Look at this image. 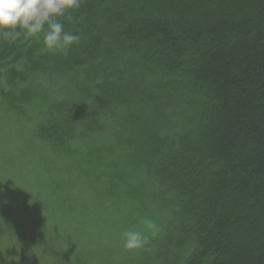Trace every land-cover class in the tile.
Returning <instances> with one entry per match:
<instances>
[{"label":"trees","instance_id":"1","mask_svg":"<svg viewBox=\"0 0 264 264\" xmlns=\"http://www.w3.org/2000/svg\"><path fill=\"white\" fill-rule=\"evenodd\" d=\"M62 22L79 36L67 49L0 38V98L13 121L24 110L25 183L43 200L36 217L29 198L14 206L18 219L48 226L55 247L76 230L93 240L118 217L123 229L135 204L152 215L160 198L171 212L163 258L264 264V0H82ZM67 180L95 200L84 190L66 205Z\"/></svg>","mask_w":264,"mask_h":264},{"label":"rangeland","instance_id":"2","mask_svg":"<svg viewBox=\"0 0 264 264\" xmlns=\"http://www.w3.org/2000/svg\"><path fill=\"white\" fill-rule=\"evenodd\" d=\"M16 78V80H13V87L11 86L10 90H15L16 96L18 97L19 95H23L24 88H27L30 84L24 81V76ZM6 90L7 85L0 86V91ZM37 98L40 99L39 96ZM0 104V112L3 114L1 118L3 120L2 127L0 126V216L4 212H13L14 218L16 219L14 221L12 220L13 223H18L22 226L20 234L17 237L18 239H13V237H10L11 235L8 237L10 226L13 228V223L7 222L10 216L6 217L7 221L2 219L0 222V229L2 226L8 229L4 238L0 235V264H78L77 261H79V264H175L171 263L173 255L167 252L166 257L163 258L162 256L166 252V250H163L165 247L162 245V242L166 235L171 212L167 205L168 202L161 201L160 198L153 200L156 202L154 206L157 210L152 215H149L144 208H140L138 204H135L136 211L131 217V223L129 226H123V229L120 228L124 223L122 221L123 218L118 217L119 219L115 223L116 227L107 228L106 233L99 237H94L93 240L87 239L86 235L83 237L81 230H76L71 237H67L66 242L55 247H50L52 240L49 239H51V236H47L48 234L43 231L48 226L38 228L36 225H30L29 222L24 224L23 217L18 219L21 213L20 210L13 208L14 206L19 205L23 207L25 201L29 198V204L32 207V210L29 212L30 217H36L40 211L41 214H44L42 210L43 200L40 198L41 195L38 196L35 194V186L30 187L25 183V179L30 177L29 173H34V170L28 165L31 161V159L28 160L29 154L24 151V147L26 146L25 129L23 127L22 132L16 130L19 126L16 125L17 122L20 123L22 121L24 123V110L22 109V114H19L15 122L10 116V106L13 104L10 99L0 98ZM8 121L9 123H7ZM70 162L74 164L73 167L78 166V163L74 159H71ZM67 181L71 187L68 194L71 192L72 195L69 196L72 197L67 199L66 205L71 204L74 206L72 203L73 200L76 196L82 199L84 195L82 196L81 193H85L84 190L87 192L86 198L88 202L91 203L95 200V191L87 188V185L81 188L78 185H71L73 180ZM140 193H142L141 190ZM103 197L104 194L101 198ZM106 204H112L113 206V200H107ZM58 213L59 210L56 214ZM124 216L125 214L122 217ZM145 218L152 219L157 224L158 231L155 235H151L147 231L146 225L144 224ZM125 220H128V216L125 217ZM56 222L57 218L53 224ZM15 227L12 233L14 237H16L15 231L17 232ZM130 228L145 231V234L148 236V242L143 249L135 252H127L123 249L122 234ZM95 241H99L102 248L95 246ZM5 245L7 247L6 249H4ZM70 247L74 249L73 256L65 250ZM98 250L103 251L100 254ZM167 256L170 258H167ZM80 257L81 260L79 259Z\"/></svg>","mask_w":264,"mask_h":264},{"label":"clouds","instance_id":"3","mask_svg":"<svg viewBox=\"0 0 264 264\" xmlns=\"http://www.w3.org/2000/svg\"><path fill=\"white\" fill-rule=\"evenodd\" d=\"M82 0H0V38L7 42L25 41L42 36V46L47 51L67 49L79 36L64 31L62 19L71 20V13L78 10ZM144 224L151 235L158 226L145 218ZM148 242L145 231L130 228L122 234L123 249L135 252Z\"/></svg>","mask_w":264,"mask_h":264}]
</instances>
